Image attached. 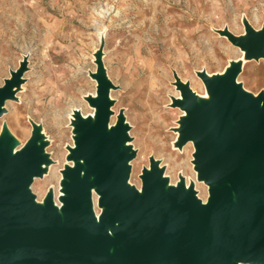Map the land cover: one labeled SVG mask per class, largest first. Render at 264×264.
Segmentation results:
<instances>
[{"label": "water", "instance_id": "1", "mask_svg": "<svg viewBox=\"0 0 264 264\" xmlns=\"http://www.w3.org/2000/svg\"><path fill=\"white\" fill-rule=\"evenodd\" d=\"M248 37L237 44L263 52L264 30L258 35L249 30ZM237 70L224 84L207 83L209 94L216 95L207 110L181 83L186 104H175L189 115L185 139L196 141L201 177L207 183L228 182L241 207L228 189H212L206 205L193 193L174 191L165 198L158 172L143 180V195L130 193L126 156L118 154L124 129L106 133L109 112L99 73L102 98L94 102L99 119L93 127L79 126L83 135L76 155L96 178L101 205L113 210V221L125 222L118 235L126 253H109L112 240L106 226L95 223L90 184L80 178L81 171L70 173L64 227L50 209H27V187L40 162L34 158L42 149L32 137L25 151L12 157L14 141L5 136L0 140V264H264V95L260 107L259 101L249 106L235 83ZM10 90L0 91V105L12 98ZM228 115L236 127L227 139Z\"/></svg>", "mask_w": 264, "mask_h": 264}, {"label": "rangeland", "instance_id": "2", "mask_svg": "<svg viewBox=\"0 0 264 264\" xmlns=\"http://www.w3.org/2000/svg\"><path fill=\"white\" fill-rule=\"evenodd\" d=\"M152 1L155 4L151 0H0V88L6 85L7 78L13 77V72L21 67L22 62L26 63L23 81L14 84L17 88L14 95L18 99L6 100L5 112H0V138L5 133L11 134L12 141H21L19 144L24 149L35 132H41L37 138L42 141L37 147L40 146L41 152L44 151V156L56 168V178L50 182H41V177L33 181L29 191L31 195L40 198L54 190L58 192L61 172H68L74 167L70 166V161L77 149L74 139L77 131L73 129L72 121L76 124L83 118L80 115L73 117L72 110L78 106L84 116L94 113L92 107L96 106H90L84 100V93H93L100 87L99 80L95 86V80L90 77L97 74L99 60L105 65L112 82L111 85L105 82V86L110 87H105V92L109 91L115 98L112 105L115 109L114 122L118 124L124 116L140 164L150 165L152 157L161 164L173 184L178 182L181 174H185L183 177L190 182H200L196 164L192 161L194 149L191 147L189 156L184 153V156L178 157V145L173 141L187 115L175 104L184 98L178 87L181 83L199 93V88L209 93L198 72H221L229 59L223 51H211L223 60L219 66L209 58L205 57L201 62L192 58L196 57L192 53H184V59L188 61L183 64L191 66L187 70L182 67L181 60L175 64L169 61L163 50L158 55L141 51L142 46H154L157 40L162 44L160 39L165 36H162L163 33L159 36L160 31H149L139 23L144 17L154 15V10H148L152 4H161V0ZM254 1H259L258 18H254L255 8L251 7L248 19L258 31L264 27V0ZM234 2L236 6L231 4L230 7L237 14L240 26L244 12H238L237 2ZM174 3L181 4L180 10L184 13L188 12V7L201 12L198 22L192 23L187 19L186 24H178L184 29L185 33L181 32L183 35L191 31L197 35L190 43L198 46L200 54H205L203 49L206 45L210 50L214 45L223 46L220 31L228 22L223 21L219 26L220 20L215 12L218 9L217 0L204 3L202 0L163 1L164 5ZM223 12L228 19L230 11L225 9ZM236 17L232 16L231 20ZM234 33L232 31L234 36H240V33ZM226 44L235 50L231 41ZM235 56L238 60L235 83L241 94L249 96L248 92L252 90L256 95L262 93L264 59L260 58L262 62L255 65V60H244L239 51ZM191 61L192 64L188 63ZM246 61L252 62L250 66L244 65ZM88 122L92 125V120ZM22 132H25V137H22ZM136 177L135 181L144 186L139 174Z\"/></svg>", "mask_w": 264, "mask_h": 264}, {"label": "bare ground", "instance_id": "3", "mask_svg": "<svg viewBox=\"0 0 264 264\" xmlns=\"http://www.w3.org/2000/svg\"><path fill=\"white\" fill-rule=\"evenodd\" d=\"M163 1L164 0H161V4L154 5L155 4L154 1L151 0V2H153L154 4H152L153 6H151V8L149 7L148 10L151 12H152V10H154V12H153L154 15L153 16L150 15L151 17H144L142 19V21L139 22L143 25V28L146 27L149 31H152L154 29L160 31L158 33L159 36L162 33H163L162 36H164V34H165L163 39H160V40H162L163 43L160 44L159 41L157 40V42L154 44V46L153 45L150 47H147L146 45L142 46L141 51L148 52L150 54L154 53L155 55H158L163 50L166 52V55H167L169 61H172L175 64L177 62V60L178 61L181 60L182 67L187 69V70L190 69L191 66L188 67V65L183 64V63H186L188 61V59H184V56H183L184 53H187L188 55L190 53H192V56H196V57H192V58H198L201 62H202L201 59H203V61H204L205 57L209 58L212 61L217 62L220 66L223 64V60H220L219 58H217L218 55L214 54V53H213L214 54L213 55L211 51L215 52V50H219V52L221 51V53L223 51L224 55L228 56L229 60L227 61L228 64L225 66V68H223V70L221 72L218 71L216 73H209L208 71H205V70L198 72L199 76L203 77V79H204L203 83H206V84L207 83H217V82L224 84V82H226L228 77L234 73L235 68L237 67L238 60H237V56H235V55L238 53V51L240 52V54L242 56H244V60H249V59L255 60L256 61L255 65L262 62L260 58L264 59V50H263V52L256 53L255 49H253V48L243 46L242 44H240V45L235 44L236 41H239L238 39L249 40V38H250V37H248L249 30L253 31L255 33V35H258V33L263 32V30H264L263 26L261 27L262 29L255 31L252 23L248 19V13L250 11V8L253 7V8H255L254 18L257 20V18H258V14H256V12L258 11L257 2H259V1L256 2L254 0H217L218 9H216L215 12L217 13L219 20L221 21V22L219 21V26L222 24L223 21L228 22V24L224 28H222V30L220 31V37H223L222 40L220 41V43L224 42V44H223V46H218V47H216V45H214V47H212L211 50L207 47L208 45H206V47L203 49V51H205V54H203V55L200 54V49L198 48L197 45H193L192 43H190L191 39L196 38L195 37L196 34L194 33V31L187 32L186 35H183L181 32L182 31L184 32V29L181 28L182 25H178L180 23L186 24L187 19L191 20L192 23H194L195 21L198 22V20L201 18L200 17L201 12L198 9L193 11L191 7H188V9H189L188 12L184 13L182 10H180L181 4L174 3L172 5H170V4L164 5ZM202 1L204 3L207 0H202ZM234 1L237 2L238 12H244V14L242 16L243 22H242V25L240 24V26L237 22V21H239L237 19L238 16L236 17L237 14H235V11H232V8L230 7L231 4L235 5ZM149 2H147V3H149ZM192 5L195 6L194 4H192ZM198 8L200 9V6H198ZM202 8H203V6H202ZM182 9H183V7H182ZM225 9L227 10V12L230 11V12H228L230 14L228 19H227V16L225 15V12H223V11H225ZM251 10H252V8H251ZM142 11H144V10H142ZM176 13L177 14L180 13V14L177 15ZM262 13L263 12H261V14ZM95 14H96V12H95ZM101 16L103 17V15H101ZM232 16L236 17L235 20L234 19L231 20ZM252 17H253V15H252ZM239 19H240V17H239ZM209 20L211 21V18H209ZM94 22H95V20H94ZM207 24H208V22H207ZM232 31L235 32L236 34L240 33V36L239 35L234 36L232 34ZM184 36H185V38H184ZM102 38H103V36H102ZM194 40H196V39H194ZM228 41H231V43H233V45L236 47L235 50L231 46L226 44V42L228 43ZM203 46H205V45H203ZM199 57H201V58H199ZM244 60H243V62H244ZM99 61H100L99 62L100 65L96 70L97 74L99 75V73H101L100 77L102 78L104 84H105V82H107L111 85L112 82L110 80V76H108V74H107V71H105V65L102 63L101 60H99ZM224 61H226V60H224ZM201 62H199V63H201ZM188 63L192 64L193 61L188 62ZM245 63L246 64H244V65L250 66L249 63H252V62L246 61ZM25 70H26V63L22 62L21 67L17 71L13 72V75H12L13 77L6 79L7 83L4 87L0 88V91H3L5 88H8L9 86H11V90H10L11 91L10 94L12 96L11 99H18V97H16V94L14 95V93L17 92V88L14 87V84L16 82L21 83L23 81L22 77L25 73ZM97 74H93L92 76H90L91 79L95 80L94 81L95 86L97 85V80H98V78L96 79ZM224 76H226V78ZM260 76H262V75H260ZM258 78H260V77H258ZM14 81H15V83H14ZM236 81H237V79L235 78V82ZM106 88H108V87H106ZM188 90L194 96L195 102L199 108L207 110V107H211V106L215 105L214 100L216 98V95H213L211 98V96L209 95L208 92L205 93L199 88V90H198V91H200V93H199L197 91H194L191 86L188 87ZM250 90H251V88H250ZM97 91L99 92V90H97ZM97 91L95 90V92H93V93H91V92L84 93V98H85L84 100L86 102H88L90 106H92L91 104L94 105L95 104L94 102L99 103L101 101L102 95L100 94V92L98 93ZM105 94H106V104H107L106 109L109 112V116H108L109 122H107V124H106V133L110 134L112 132H116L119 128L124 129V139L118 145V154L119 155L122 154V155L126 156L125 164L129 169H128L127 180L125 181L126 182L125 187L128 188L130 193H135V194H137V196L143 195L142 194L143 193V186H140L138 184V182L135 181L138 178V177H136V176H138V174H139V177L142 178V181H143L145 179V177L153 175L154 172H158L159 176L157 179V183L160 186L161 194L165 198H167L168 195L174 191L182 192L185 195H187L189 193L190 194L193 193L194 197H196V199L201 204L206 205L210 202V199H211L210 196H211V190L212 189H214V188L217 190L228 189L229 195L231 196V201L233 202V204L241 207L238 197L233 194V192L230 189L228 182L224 183V184H219L217 181L207 183L206 179L201 177V174L199 171V166L196 162L197 161V154H198V147H197L196 141L192 140V139H190V140L185 139V136H186L185 132L187 129H189V127L185 123L186 120L190 119L188 114L185 115V117H184V118H186L184 123H181L180 128L177 129V133H176L177 137L173 141L176 142V144L178 145V148H177L178 157L184 156V153H186L188 155L191 147L194 149L193 150L194 151V157H193L192 161L194 162V164H196V166H195L196 170H197L196 175L200 179V182H197L196 180H192V182H190L185 177H183L185 174L184 175L181 174L180 177L178 178V182L173 184V181L170 178H168V176H166L164 170L162 169L161 164L157 161V159L150 157V160H151L149 163L150 165L140 164V157L137 154L136 147L134 145L133 138L131 137L128 124L125 121L124 116H121V120L119 121L118 124L114 122V121H116L115 116H114V113H115L114 110L115 109H113L112 105L115 102V98L112 97V94H110L109 91H106ZM248 95H249L248 96L249 97V106L253 102L259 101V107H260L261 102H262V98L264 95V91L262 93H260L259 95H256L255 91L252 90V91L248 92ZM179 101L181 103L183 102V104H186V101L184 98H182V99L180 98ZM5 105H6V101L2 105H0V112L2 114L5 112ZM76 107H77L76 109L72 110L73 111L72 112L73 117L80 115L83 119H81V121H79V122H76V124L73 123V121H72L73 129H75L77 131L75 138H74L75 142L77 141V149L74 151V159H72V161H70V166H74V167H71L72 169H69L68 172H66V171L61 172L60 179L58 181V184H59L58 190H57L58 192H56L54 190L50 194H47V195L42 196L40 198H36L34 195H31V201H30V204L28 205L27 209L38 208L42 212H45L48 209H50L51 210V218L53 220H58L60 222V225L62 227H64V223H65L64 210L66 208L65 199L68 198V192H67L68 187L67 186H68V184H70V173L72 171H75V170L81 171L80 172V178L86 179L87 182L90 184L89 200L91 201V212H92L93 218L95 219V223L97 225H100V224L105 225L106 226V235L109 236L112 240V244L109 247V253L114 254V255H119V254H123V253L125 254L126 249H125L124 243H123L121 237L118 235V231H119L120 227L122 226V223H125V222L113 221V218H112L113 210L111 208H109L107 205H101L102 195L99 192V188H98L97 183H95L96 178L93 177V175H91V173L89 172V167L84 164L83 158H80L79 156L76 155L77 151L80 149L78 146L79 140L81 139V137L83 135V132H82V130L79 129V126L89 123L88 125L93 127L98 122L100 112H99L98 108L96 109V108L92 107V110L94 109V111H93L94 113H91L89 116H84L83 113H80V109H78L79 107L78 106H76ZM88 120H92V125L90 124V122H88ZM227 120H228V125H227L228 128H227L226 138L228 139L230 137L232 131L235 129L236 124H235V121L232 118V116L228 115ZM21 135H22V137L26 136L25 132H22ZM37 135L40 136L41 132H37V133L35 132V135L33 136L35 139L36 146L38 144H40L42 141L39 138H37ZM5 136H7L9 141L12 140L11 139L12 135L8 134V133L3 134V136L0 138V140L3 139ZM19 143H21V141H18L17 139L14 140L13 146L11 148L12 157H14L18 154H21L23 151H25L24 149L28 147L27 146L23 149V147H21L20 146L21 144H19ZM34 160H37L38 162L40 161L39 164L37 165L38 174L33 175V177L31 178L29 186L27 187L28 192L30 191V187L32 186L31 184L33 183V181L37 177H41L42 178L41 182H46V183L50 182V180H52L54 177L56 178V168L53 167L50 160L47 159L46 156H44V151L41 152L39 155H37L34 158ZM183 163H186V162L183 161ZM185 165L187 166V164H185ZM196 175H195V177H196ZM202 183L205 184L206 187H204V185ZM138 185H139V187H138ZM242 210H243V208H242ZM127 225L130 226L129 223H127Z\"/></svg>", "mask_w": 264, "mask_h": 264}]
</instances>
